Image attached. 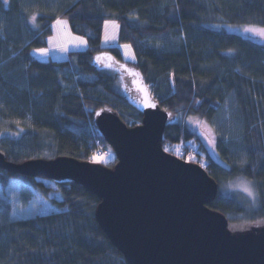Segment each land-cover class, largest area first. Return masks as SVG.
<instances>
[{
	"label": "trees",
	"instance_id": "obj_1",
	"mask_svg": "<svg viewBox=\"0 0 264 264\" xmlns=\"http://www.w3.org/2000/svg\"><path fill=\"white\" fill-rule=\"evenodd\" d=\"M7 1L0 0V153L7 161L95 162L99 147L109 151L95 122L99 111L114 110L127 125L133 122L129 126L143 122L139 94L129 93L134 74L168 113L163 143L192 139L204 153L186 122L199 117L211 123L232 96L228 119L215 127L221 161L199 150L203 158L197 163L219 185L208 207L225 215L229 227L264 222V43L221 28H264V0ZM58 18L87 39L88 49L69 52L63 61H41L33 51L47 47ZM107 21L119 23V41L132 45L135 62L125 61L118 47L103 46ZM116 163L113 153L101 164ZM240 177L254 184V208L222 194ZM11 180L45 198L51 187L44 181L55 183L61 199L52 201L60 210L15 219L9 206L3 209L0 264H129L99 226L102 200L86 185L0 168V185L6 188Z\"/></svg>",
	"mask_w": 264,
	"mask_h": 264
},
{
	"label": "water",
	"instance_id": "obj_2",
	"mask_svg": "<svg viewBox=\"0 0 264 264\" xmlns=\"http://www.w3.org/2000/svg\"><path fill=\"white\" fill-rule=\"evenodd\" d=\"M134 76L142 124L129 126L111 109L96 114L116 155L113 168L68 157L17 164L1 153L0 168L86 185L102 200L99 226L129 264H264V226L233 234L225 215L208 207L219 195L217 181L162 150L168 113Z\"/></svg>",
	"mask_w": 264,
	"mask_h": 264
},
{
	"label": "rangeland",
	"instance_id": "obj_3",
	"mask_svg": "<svg viewBox=\"0 0 264 264\" xmlns=\"http://www.w3.org/2000/svg\"><path fill=\"white\" fill-rule=\"evenodd\" d=\"M6 3H8L7 0H3ZM24 1V0H22ZM28 5L33 2V0H28ZM46 1V3L52 4L56 0H43ZM27 6V3H26ZM29 9V8H26ZM38 14H35V16ZM33 20V19H32ZM57 21H61V23H58ZM33 23L34 20H33ZM119 23L116 21H107L104 25V30L102 34V44L105 47H118L121 51L122 58L125 61L129 62H135L136 61V54L134 51V48L130 44H121L119 41V35H120V27ZM248 27H255L259 29L260 27L257 26H231V25H223L221 28L226 30V32L234 33L237 35L242 36L243 38L253 40L258 43H264V35L259 34V32H250L245 31V28ZM51 34L47 38V47L43 48L46 50V52H41L39 50L33 51L34 57L41 61H63L68 58V53L72 51H84L88 49V41L85 37L82 36H76L70 29V25L67 19L64 18H58L52 25H51ZM117 65V64H114ZM119 66V65H118ZM121 70V66L119 67ZM126 71V70H125ZM127 72V71H126ZM135 77V76H134ZM134 77L130 78V91L129 93L132 95H138L140 97V93L138 92L136 85L134 83L135 79ZM233 97H227V99L224 102V105L222 108L218 111V113L215 115L214 119L211 123L204 121L203 119L199 117H190L188 118L186 124L188 127H190L191 130L196 132L200 139L202 140L204 144V148H206V153L202 152L200 150L199 144L195 145V141L191 139V144L197 149V151L206 155H210V158L221 161L217 146H216V140H215V127L219 125L221 122L228 119V114L230 112V108L233 105ZM133 124L132 121L129 122V125ZM212 129L211 132L208 131V129ZM200 150V151H199ZM109 154H107L106 157L95 155L93 163L101 164L102 161L106 158H112L113 150L109 146ZM200 153V154H201ZM111 156V157H110ZM204 156V157H205ZM203 158V156H200V159ZM204 161V160H203ZM243 178H237L233 181L229 182L222 188V194L226 196H236L238 197L244 204L249 203L251 208H254L256 206L257 202V191L254 187V184L251 182V187L253 191L256 194L255 201L252 200V198L248 197L246 193L239 191L235 188V185L239 182V180ZM45 184L49 187H51L50 191V197L45 198L42 196V194L36 192V191H28V186L26 183L20 180H11L10 184L3 188L0 185V213L3 211V209H6L7 206L10 207V212L12 216L15 219H23L28 218L36 215H45L48 213H52L55 211H59L60 208L57 207L52 201V199L60 200V194L57 192V186L56 184L51 181H44ZM25 194H28L29 199L25 198ZM249 206V205H248ZM264 226V222L257 223L255 225H252L250 227H246V225L242 226H230L229 229L233 234H239V233H245L249 231H253L255 229H259Z\"/></svg>",
	"mask_w": 264,
	"mask_h": 264
},
{
	"label": "built area",
	"instance_id": "obj_4",
	"mask_svg": "<svg viewBox=\"0 0 264 264\" xmlns=\"http://www.w3.org/2000/svg\"><path fill=\"white\" fill-rule=\"evenodd\" d=\"M162 150H164L167 153H171L177 158L182 159L184 161H194L195 162L197 159H199V154H198L197 149L190 144L172 145L170 143H164ZM95 153L101 157L102 156L106 157L107 154H109V151L99 147V149Z\"/></svg>",
	"mask_w": 264,
	"mask_h": 264
},
{
	"label": "snow or ice",
	"instance_id": "obj_5",
	"mask_svg": "<svg viewBox=\"0 0 264 264\" xmlns=\"http://www.w3.org/2000/svg\"><path fill=\"white\" fill-rule=\"evenodd\" d=\"M32 19L35 20V16L32 17ZM57 22L61 23V21H57ZM245 31L259 32V34L264 35V28L257 29L255 27H248V28H245ZM39 51L46 52L45 49H40ZM152 106L154 107L155 105H152ZM208 131L211 132L212 129L209 128ZM235 188L239 191L246 193L248 197L252 198V200L255 201L256 194L251 187V182L241 178L239 182L235 185Z\"/></svg>",
	"mask_w": 264,
	"mask_h": 264
}]
</instances>
